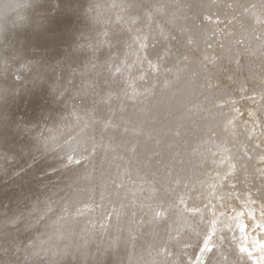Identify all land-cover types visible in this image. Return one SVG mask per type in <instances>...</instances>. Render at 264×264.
Masks as SVG:
<instances>
[{"label": "rangeland", "instance_id": "1", "mask_svg": "<svg viewBox=\"0 0 264 264\" xmlns=\"http://www.w3.org/2000/svg\"><path fill=\"white\" fill-rule=\"evenodd\" d=\"M0 264H264V0H0Z\"/></svg>", "mask_w": 264, "mask_h": 264}]
</instances>
